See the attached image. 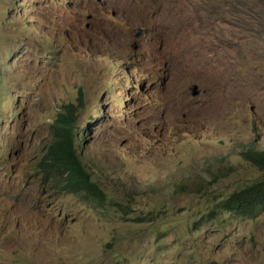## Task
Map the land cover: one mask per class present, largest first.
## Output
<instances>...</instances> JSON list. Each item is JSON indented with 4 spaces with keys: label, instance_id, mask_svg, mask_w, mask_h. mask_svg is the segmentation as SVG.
Masks as SVG:
<instances>
[{
    "label": "rangeland",
    "instance_id": "rangeland-1",
    "mask_svg": "<svg viewBox=\"0 0 264 264\" xmlns=\"http://www.w3.org/2000/svg\"><path fill=\"white\" fill-rule=\"evenodd\" d=\"M193 89L197 94L193 96ZM105 203L38 162L61 107ZM264 0H0V264H264Z\"/></svg>",
    "mask_w": 264,
    "mask_h": 264
},
{
    "label": "trees",
    "instance_id": "trees-1",
    "mask_svg": "<svg viewBox=\"0 0 264 264\" xmlns=\"http://www.w3.org/2000/svg\"><path fill=\"white\" fill-rule=\"evenodd\" d=\"M82 92L79 90L78 105L68 103L61 107L50 125L52 141L38 162L44 177L50 178L54 190L66 193H83L87 198L95 197L99 204L105 203L102 190L92 181L83 155L77 152V115L82 108ZM242 156L259 173L255 181L244 185L218 204L220 211L228 212L241 219H256L264 213V150L246 148Z\"/></svg>",
    "mask_w": 264,
    "mask_h": 264
},
{
    "label": "water",
    "instance_id": "water-1",
    "mask_svg": "<svg viewBox=\"0 0 264 264\" xmlns=\"http://www.w3.org/2000/svg\"><path fill=\"white\" fill-rule=\"evenodd\" d=\"M196 94H197V91L193 89V96H195Z\"/></svg>",
    "mask_w": 264,
    "mask_h": 264
}]
</instances>
